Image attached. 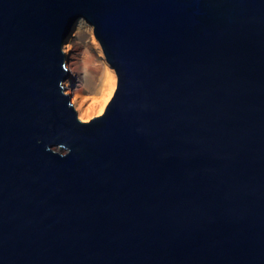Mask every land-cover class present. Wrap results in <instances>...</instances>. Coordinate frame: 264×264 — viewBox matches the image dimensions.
<instances>
[{
    "label": "water",
    "instance_id": "1",
    "mask_svg": "<svg viewBox=\"0 0 264 264\" xmlns=\"http://www.w3.org/2000/svg\"><path fill=\"white\" fill-rule=\"evenodd\" d=\"M82 19L118 75L90 122ZM0 264H264V0H0Z\"/></svg>",
    "mask_w": 264,
    "mask_h": 264
},
{
    "label": "bare ground",
    "instance_id": "2",
    "mask_svg": "<svg viewBox=\"0 0 264 264\" xmlns=\"http://www.w3.org/2000/svg\"><path fill=\"white\" fill-rule=\"evenodd\" d=\"M91 32L92 28L88 32V42L91 44V48L94 51V56L98 59V61L102 62L101 71L99 77L97 78V82L92 88H85L81 85L79 86L77 83H75V79L73 81L67 82V93L72 95L71 99L75 104V109L78 112V116L84 122H90L88 121L90 119L89 117L91 114L93 115L94 111L96 112L98 109V111L102 112L105 109L107 103L109 105L114 97L113 95H115L114 92L116 87H118L117 72L107 61L103 51L99 49L97 40L95 41L91 35ZM81 33H84L83 26L81 27ZM81 39L76 40L74 43H67L66 52L69 53L75 44H80ZM80 70L81 68L76 62L73 68L74 75L80 74Z\"/></svg>",
    "mask_w": 264,
    "mask_h": 264
},
{
    "label": "rangeland",
    "instance_id": "3",
    "mask_svg": "<svg viewBox=\"0 0 264 264\" xmlns=\"http://www.w3.org/2000/svg\"><path fill=\"white\" fill-rule=\"evenodd\" d=\"M81 22L77 25V27H75V30L72 32V35L68 39V43H74L76 40H79L82 37L81 43L75 44V46L69 53L66 52L67 45L64 46V50L69 60L68 67L71 72V76L68 81H73L75 79V83H77L79 86L81 85L82 87H85V88H92L96 84L97 78L99 77L102 62L98 61V59L94 56V51L91 48V44L88 42V32L91 30V28H92L91 35L93 36L95 41L97 40L99 49L103 51V48L95 35L94 26L89 24L85 19H82ZM82 26L84 27L83 34L81 33ZM76 62L79 64L81 70H80V74L74 75L73 68ZM66 86H67V83H66ZM116 90H117V87H116ZM66 93H67V90H66ZM70 96L72 97L71 94ZM107 105L102 112L98 111V109L96 112L94 111L93 115L91 114V116L89 117L90 119L88 121H91L97 117L102 116L106 111Z\"/></svg>",
    "mask_w": 264,
    "mask_h": 264
}]
</instances>
